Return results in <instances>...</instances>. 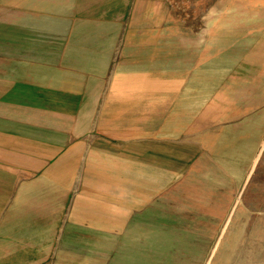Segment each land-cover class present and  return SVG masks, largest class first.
I'll list each match as a JSON object with an SVG mask.
<instances>
[{
	"label": "rangeland",
	"instance_id": "rangeland-1",
	"mask_svg": "<svg viewBox=\"0 0 264 264\" xmlns=\"http://www.w3.org/2000/svg\"><path fill=\"white\" fill-rule=\"evenodd\" d=\"M0 264H264V0H0Z\"/></svg>",
	"mask_w": 264,
	"mask_h": 264
},
{
	"label": "crops",
	"instance_id": "crops-1",
	"mask_svg": "<svg viewBox=\"0 0 264 264\" xmlns=\"http://www.w3.org/2000/svg\"><path fill=\"white\" fill-rule=\"evenodd\" d=\"M161 220H162V219H160V218H156V217H155V218L153 219V222H154L155 224H159ZM130 235H133V234H130ZM144 235L147 236V238L150 239L152 243L155 242V245H158V244L156 243V239H157L156 234H144ZM145 236H144V239H145V240L143 241L144 243L146 242V240H148V239L145 238ZM158 246H159V245H158Z\"/></svg>",
	"mask_w": 264,
	"mask_h": 264
}]
</instances>
